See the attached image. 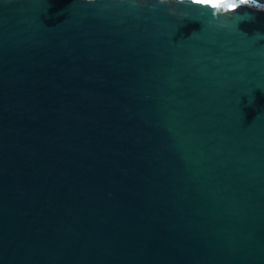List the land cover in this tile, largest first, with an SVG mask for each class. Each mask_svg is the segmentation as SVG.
<instances>
[{
    "label": "water",
    "instance_id": "obj_1",
    "mask_svg": "<svg viewBox=\"0 0 264 264\" xmlns=\"http://www.w3.org/2000/svg\"><path fill=\"white\" fill-rule=\"evenodd\" d=\"M0 0V264H264V0Z\"/></svg>",
    "mask_w": 264,
    "mask_h": 264
},
{
    "label": "snow or ice",
    "instance_id": "obj_2",
    "mask_svg": "<svg viewBox=\"0 0 264 264\" xmlns=\"http://www.w3.org/2000/svg\"><path fill=\"white\" fill-rule=\"evenodd\" d=\"M199 2H202V3H211V5L213 7H216V3L214 2V0H199ZM241 2H244V0H241Z\"/></svg>",
    "mask_w": 264,
    "mask_h": 264
}]
</instances>
